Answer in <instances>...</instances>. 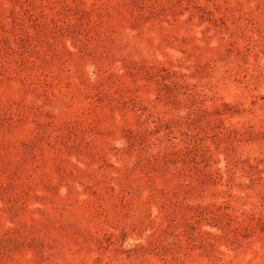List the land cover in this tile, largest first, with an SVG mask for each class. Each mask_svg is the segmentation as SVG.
Returning <instances> with one entry per match:
<instances>
[{"label":"rangeland","instance_id":"rangeland-1","mask_svg":"<svg viewBox=\"0 0 264 264\" xmlns=\"http://www.w3.org/2000/svg\"><path fill=\"white\" fill-rule=\"evenodd\" d=\"M0 264H264V0H0Z\"/></svg>","mask_w":264,"mask_h":264}]
</instances>
